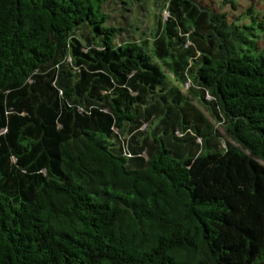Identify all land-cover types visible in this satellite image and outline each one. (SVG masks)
Instances as JSON below:
<instances>
[{"label": "trees", "instance_id": "1", "mask_svg": "<svg viewBox=\"0 0 264 264\" xmlns=\"http://www.w3.org/2000/svg\"><path fill=\"white\" fill-rule=\"evenodd\" d=\"M110 3L154 27L111 24ZM251 19L197 0H0V264H264Z\"/></svg>", "mask_w": 264, "mask_h": 264}, {"label": "rangeland", "instance_id": "2", "mask_svg": "<svg viewBox=\"0 0 264 264\" xmlns=\"http://www.w3.org/2000/svg\"><path fill=\"white\" fill-rule=\"evenodd\" d=\"M152 1V0H150ZM199 1L204 7H208L209 3H211L214 7L217 8L220 12L227 13L229 20L233 21L236 24L242 25H252L253 21L251 17H253L255 14L259 15V17H264V0H197ZM253 9V13H247L248 8ZM106 13L110 16V23L114 25H122V23H125L122 16L127 17V23L130 26H138L142 31H145L148 27L153 28L155 19L153 16L148 15L146 13H143L136 9L132 10L131 13L121 12L119 10V7L117 3H110L105 7ZM156 11H158L156 9ZM142 14V15H141ZM162 19H165L167 14L165 12H162ZM141 17V18H140ZM260 23V20L255 21L254 28V34L256 35V38L253 39L258 42V45L261 49H264V29H259L258 24ZM264 25V23H263ZM131 28H128L127 35L123 37L125 40H130V36L133 35L131 33ZM138 33V31L136 32ZM187 87V86H186ZM185 87V88H186ZM200 110L204 112L205 115L206 112L200 107ZM212 121V120H211ZM216 129L220 134L224 136V140L232 142L229 137L227 136L225 130L222 128V126L216 124Z\"/></svg>", "mask_w": 264, "mask_h": 264}]
</instances>
